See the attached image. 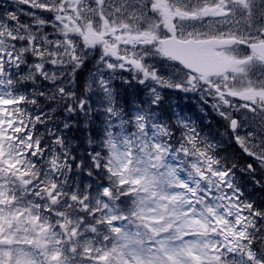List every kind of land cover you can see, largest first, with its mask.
<instances>
[{"label":"snow or ice","instance_id":"obj_1","mask_svg":"<svg viewBox=\"0 0 264 264\" xmlns=\"http://www.w3.org/2000/svg\"><path fill=\"white\" fill-rule=\"evenodd\" d=\"M257 191L264 0H0V264H264Z\"/></svg>","mask_w":264,"mask_h":264},{"label":"flooded vegetation","instance_id":"obj_2","mask_svg":"<svg viewBox=\"0 0 264 264\" xmlns=\"http://www.w3.org/2000/svg\"><path fill=\"white\" fill-rule=\"evenodd\" d=\"M165 102L163 107L169 108L170 106L179 105L180 109L184 113L192 116L197 120H205L207 118L202 117V114L199 110L198 100L194 97L185 98L183 94H174V93H165Z\"/></svg>","mask_w":264,"mask_h":264},{"label":"rangeland","instance_id":"obj_3","mask_svg":"<svg viewBox=\"0 0 264 264\" xmlns=\"http://www.w3.org/2000/svg\"><path fill=\"white\" fill-rule=\"evenodd\" d=\"M90 70H92V64L91 63H89L84 69H82L81 77L86 79L88 77V74H89ZM114 83L117 86V88L121 87L119 80H116ZM253 195H255V196H264V193H260L259 191H257V192H254Z\"/></svg>","mask_w":264,"mask_h":264},{"label":"bare ground","instance_id":"obj_4","mask_svg":"<svg viewBox=\"0 0 264 264\" xmlns=\"http://www.w3.org/2000/svg\"><path fill=\"white\" fill-rule=\"evenodd\" d=\"M202 121L206 123L207 122V119L202 120ZM212 124H213V130H215V121H213Z\"/></svg>","mask_w":264,"mask_h":264},{"label":"trees","instance_id":"obj_5","mask_svg":"<svg viewBox=\"0 0 264 264\" xmlns=\"http://www.w3.org/2000/svg\"><path fill=\"white\" fill-rule=\"evenodd\" d=\"M77 136H79V134H77Z\"/></svg>","mask_w":264,"mask_h":264}]
</instances>
